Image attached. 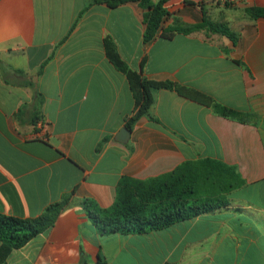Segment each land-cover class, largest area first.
Instances as JSON below:
<instances>
[{"label":"crops","instance_id":"obj_1","mask_svg":"<svg viewBox=\"0 0 264 264\" xmlns=\"http://www.w3.org/2000/svg\"><path fill=\"white\" fill-rule=\"evenodd\" d=\"M93 1L0 0V212L36 218L71 194L55 225L6 264H264V18L245 11L264 0L167 2L161 32L206 18L229 27L236 44L207 28L145 44L139 4ZM106 41L133 71L245 116L161 89L155 121L141 118L118 142L136 102ZM201 163L234 170L228 207L130 235H101L87 217L84 200L112 207L124 179Z\"/></svg>","mask_w":264,"mask_h":264},{"label":"trees","instance_id":"obj_2","mask_svg":"<svg viewBox=\"0 0 264 264\" xmlns=\"http://www.w3.org/2000/svg\"><path fill=\"white\" fill-rule=\"evenodd\" d=\"M169 0H94L116 8L128 3H137L143 9L144 43L148 44L158 37L170 38L175 32L192 33L207 28L213 33L228 37L234 44L236 35L225 25H215L204 19L201 25L187 29H174L170 33L162 31L169 13L166 4ZM246 14L252 19L264 18V9L246 8ZM107 55L112 64L124 73L130 83L136 102L134 115L127 122L131 129L143 117L155 121L151 115L154 94L157 90L167 89L179 95L210 107L217 115L226 118L243 117L231 108L221 105L211 97L198 91L183 87L172 81H154L142 73L133 71L120 57L115 44L106 41ZM183 168L180 170L182 171ZM149 181L124 179L117 190L115 203L103 209L92 200H84L87 217L101 235L144 234L167 228L175 223L192 219L203 213L226 208L230 205L225 195L238 184L233 183L234 170H220L208 163L195 167L186 166L184 171ZM236 181V180H235ZM241 184V182H240ZM224 193V196H218ZM71 194L51 205L36 218H18L0 212V264H6L7 258L17 249L24 247L33 238L52 228L59 215L67 207ZM98 264H107L99 259Z\"/></svg>","mask_w":264,"mask_h":264},{"label":"water","instance_id":"obj_3","mask_svg":"<svg viewBox=\"0 0 264 264\" xmlns=\"http://www.w3.org/2000/svg\"><path fill=\"white\" fill-rule=\"evenodd\" d=\"M130 135H131V130L125 127L119 132L116 140L120 143H126L129 140Z\"/></svg>","mask_w":264,"mask_h":264},{"label":"rangeland","instance_id":"obj_4","mask_svg":"<svg viewBox=\"0 0 264 264\" xmlns=\"http://www.w3.org/2000/svg\"><path fill=\"white\" fill-rule=\"evenodd\" d=\"M216 25V24H215Z\"/></svg>","mask_w":264,"mask_h":264}]
</instances>
